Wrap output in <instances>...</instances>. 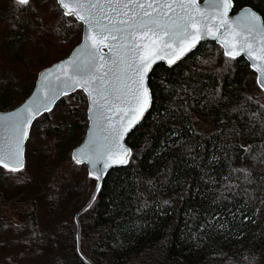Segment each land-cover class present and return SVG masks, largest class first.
Segmentation results:
<instances>
[{"label": "trees", "instance_id": "obj_1", "mask_svg": "<svg viewBox=\"0 0 264 264\" xmlns=\"http://www.w3.org/2000/svg\"><path fill=\"white\" fill-rule=\"evenodd\" d=\"M232 1L264 21V0ZM16 5L39 21L30 3ZM52 20L53 44L72 36L79 42L73 17ZM208 48L209 57L197 56ZM254 79L243 57L229 58L213 42L173 67L154 66L150 109L126 138L131 157L107 172L79 214L78 239L70 228L67 264H264V217L257 214L264 205V93L255 94ZM69 99L78 106L71 126L83 136L85 97L77 91L57 103L68 109ZM4 200L0 191L3 218L33 230L20 248L36 245L34 210Z\"/></svg>", "mask_w": 264, "mask_h": 264}, {"label": "water", "instance_id": "obj_2", "mask_svg": "<svg viewBox=\"0 0 264 264\" xmlns=\"http://www.w3.org/2000/svg\"><path fill=\"white\" fill-rule=\"evenodd\" d=\"M56 2L62 14L65 15L67 10L62 7L59 0H56ZM82 2L105 5L102 9H91V15L88 10H81V14L89 16L93 29L96 20H99L102 24H108L109 17L113 21L125 18L123 15L117 16L115 11L106 6L108 3L115 4L117 2L129 4L137 2L152 3L153 8L147 9V11L152 12L154 16L159 15L167 20L169 17L176 19L190 14L196 20L203 21L206 27L201 31L200 39L190 37L187 41H169L171 47L159 46L158 55L163 59H157L155 55L151 58V67L148 68L143 80V85L148 90V103L143 114L140 115V105L136 103L132 96L122 95V93L127 92L124 85H130L132 89L137 87L133 83L134 80L139 79L134 72L135 64L132 69H128L126 64L133 61L138 63L139 56H133L132 53L120 48H113L110 51L108 47L101 45L98 50L99 55L96 57V64H104L105 67L94 74L103 77L106 83L101 84L99 80L94 81L92 85L88 86L89 91L86 92L84 87L74 83L77 80L83 83L82 77L76 74L74 69L75 64L83 60L87 52L94 51L91 48L92 42L86 38L89 34L94 33H89V25L77 19L75 15H65L73 17L81 25L80 41L65 57L38 72L33 88L18 106L9 111H0V153L7 154L9 150L15 151L18 144V159L22 166L12 172H19L24 168L25 144L32 123L41 115L50 112L62 97L69 96L77 91L83 93L86 100L87 124L83 139L72 151L71 157L75 163L79 159L81 162L77 164L86 165L88 176L94 178L96 184L89 201L74 218L77 224V239L79 237V214L90 206L107 172L112 168L125 166L131 157V150L126 144V138L143 120L150 109L152 97L148 86V78L154 66L163 64L168 68L173 67L200 44L213 42L222 49L225 56L229 58L243 57L255 75L257 87L264 93V59H261V56H264V52H261V49H264V21L261 15L251 7L242 6L235 10L231 0L227 15L222 16L221 13L224 12V9L210 6L216 0H195L196 9L189 8L187 13L178 5L181 3L187 5L191 0H82ZM65 3L71 5L75 3V0H65ZM162 4H171L173 9L161 8L160 5ZM123 11L129 12V15L133 12L142 15L144 10L130 8ZM249 12L259 17L255 27L250 24L245 15ZM164 13H167V16H163ZM221 19H226L228 23L221 24ZM189 31H192V29L189 28ZM237 33L239 35H236ZM165 39L167 38L165 37ZM104 43L116 45L118 41L109 39ZM193 44L194 46H191ZM182 48L188 50L181 54ZM249 51H251V57ZM226 52L231 54L228 55ZM121 56H126L125 62H121ZM177 56H179L178 59ZM169 60L174 62L169 63ZM113 61L116 63H113ZM89 92L92 93L91 97ZM118 95L121 96L120 99H117ZM93 100L96 103H93ZM45 106H47V110ZM125 128H127V131H124ZM120 159H125L127 162L119 163ZM8 163L10 167L15 166V161L12 159H9ZM105 163L108 165L106 168L104 167ZM0 167L11 171L10 168L3 165H0Z\"/></svg>", "mask_w": 264, "mask_h": 264}, {"label": "rangeland", "instance_id": "obj_3", "mask_svg": "<svg viewBox=\"0 0 264 264\" xmlns=\"http://www.w3.org/2000/svg\"><path fill=\"white\" fill-rule=\"evenodd\" d=\"M29 3L39 21L16 8L17 0H0V111L18 106L33 88L40 69L56 57L68 54L77 44L74 36L61 44H53L49 36L52 17L62 13L56 0H29ZM210 54L208 48L200 50L197 56L207 58ZM253 84L255 94L260 96L263 92L256 82ZM67 103L68 109L57 103L47 121L38 118L33 122L25 144L24 168L18 174L0 167L4 202L20 201L33 209L39 236L36 245L22 250L19 243L27 240L33 230L8 222L0 210V264L68 263L73 246L67 238L69 230L74 228L76 236L74 218L90 198L96 180L88 176L85 164L72 160V151L84 135L71 126L75 122L72 111L78 106L71 99ZM83 112L86 119V105ZM46 125L58 131L44 133ZM257 214L264 217V205Z\"/></svg>", "mask_w": 264, "mask_h": 264}, {"label": "snow or ice", "instance_id": "obj_4", "mask_svg": "<svg viewBox=\"0 0 264 264\" xmlns=\"http://www.w3.org/2000/svg\"><path fill=\"white\" fill-rule=\"evenodd\" d=\"M59 2L62 7L67 10L65 15H75L77 19L89 25V33H94L89 34L86 37L92 42L91 48L94 49V51L87 52L84 59L75 64L74 71L82 77L83 83L79 80L74 81V83L80 87H84L86 92L89 91L88 86L92 85L94 81L99 80L101 84L106 83L103 77H98L94 74L95 72H100L105 67L104 64H96V57L99 55L98 50L101 45L108 47L110 51H112L113 48H120L124 49L126 52L132 53L133 56H139L138 63L133 61L132 63L126 64L128 69H132L135 64L134 72L139 79L134 80L133 83L136 84L137 87L132 89L130 85H124L127 92L122 93V95L132 96L136 103L140 105V115L143 114V111L146 109L148 103V90L144 87L143 80L148 68L151 67V58L155 55L157 59H163V57L158 55L159 46L162 45L163 47H171V43H169V41H187L190 37L200 39L201 31L204 27H206L203 21L196 20V18L190 14L176 19L169 17L167 20H164L162 16L159 15L154 16L152 12L147 11V9L153 8L152 3L145 4L137 2L135 4H129L117 2L115 4L108 3L106 6L115 11L117 16L123 15L125 18L113 21L112 18L109 17L108 24H102L99 20H96L95 27L93 29V24L90 21L89 16L81 14V10H88L91 15V9H102L105 5H101L99 3H84L82 0H75V3L71 5L69 3H65V0H59ZM17 3L19 5H27L29 0H17ZM178 6L186 13L189 8L196 9L195 0H191V2L187 5L181 3ZM210 6L217 9H224V12L221 13V15L226 16L227 9L231 6V0H216V2ZM160 7L168 8L170 10L173 9L171 4H162ZM130 8H139L144 11L142 15L134 12L129 15V12L123 11L124 9ZM245 15L250 24L255 27L259 17L250 12ZM163 16H167V13H164ZM227 23L228 21L226 19H221V24ZM189 28H191L192 31H189ZM209 31H211V29H209ZM236 35H239V33ZM165 37L167 39H165ZM109 39L117 40L118 43L116 45L105 44L104 42ZM191 46H194V44ZM187 50V48H182L181 54ZM261 52H264V49H261ZM226 54L230 55L231 53L226 52ZM251 55V51H249V56L251 57ZM178 58L179 56H177V59ZM101 59H103V57H101ZM261 59H264V56H261ZM120 60L121 62H125L126 56H121ZM172 62L174 61L169 60V63ZM113 63L116 62L113 61ZM109 71H111V69H109ZM91 95L92 93L89 92L90 97ZM120 98L121 96L118 95L117 99ZM93 103H96V101L93 100ZM45 107L47 110V106ZM124 131H127V128H125ZM125 155H127V153H125ZM18 157L19 147L17 144L15 151L9 150L7 154L0 153V165L10 168L11 171H16L18 167L22 166ZM9 159L15 161V166L10 167L8 163ZM80 162L81 161L77 159V163ZM118 162L126 163L127 161L125 159H120ZM104 167H108L107 163H105Z\"/></svg>", "mask_w": 264, "mask_h": 264}]
</instances>
